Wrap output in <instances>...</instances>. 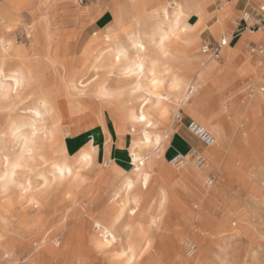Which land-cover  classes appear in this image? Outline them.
Segmentation results:
<instances>
[{
    "label": "bare ground",
    "instance_id": "6f19581e",
    "mask_svg": "<svg viewBox=\"0 0 264 264\" xmlns=\"http://www.w3.org/2000/svg\"><path fill=\"white\" fill-rule=\"evenodd\" d=\"M30 1L0 0V226L6 230L0 234V246L5 251L14 246L16 253L39 248L38 257L30 264L38 260L48 264L65 257L75 264H119L122 258L125 264H133L143 245L151 241L152 226L162 221L167 211L177 207L189 212V202L178 186L200 197L206 194L202 184L206 168L191 161L190 153L167 163L162 156L166 136L157 131L161 126H165V133L168 131L172 112L182 107L214 135L211 147L203 152L210 158L227 151L224 143H231L234 130L241 134L251 126L262 128L264 93L260 91L264 88L255 84L264 82V66L257 69L262 62L255 66L241 47L244 38L264 40V29H245L238 38L230 33L220 37L227 40L219 53L221 61H227L238 76L251 77L246 101L227 109L217 98L211 104L201 98L189 102L199 88L206 96V90L215 84H210L212 72L220 62L198 49L197 26L211 0H171L155 8H149L155 0H146L145 13L135 17L130 9L122 11L125 24L113 20L82 43L75 39V30L54 27L48 12L28 9ZM104 9L106 4L101 3L80 7L76 20L85 24L89 21L86 15ZM24 10L30 11L31 21L25 27L27 42L18 43L7 31ZM256 54L259 58L264 52ZM204 55L209 62L203 61ZM86 95L104 104L119 106L122 101L126 106L121 110L132 137L128 152L119 149L117 155L131 169L113 163L110 155L97 167L95 158L103 130L110 133L112 129L103 122L101 107L83 99ZM59 98L66 100L71 116L90 110L100 126L83 130L84 143L76 153H71L75 136L65 133L68 130L59 123ZM95 171L99 183L93 189L85 175ZM152 179L158 181L156 213L144 222L137 220L146 201L141 193ZM75 192L91 193L95 213L87 215L92 223L86 227L83 219L72 229L67 226L71 230L64 234L62 244L55 243L51 239L56 233L48 234L46 226L61 217V202ZM24 203L35 210L31 213L22 208L19 227L7 230L13 224L10 215H14L15 207ZM27 233L29 239L24 241ZM175 240H162L172 254L177 253Z\"/></svg>",
    "mask_w": 264,
    "mask_h": 264
},
{
    "label": "rangeland",
    "instance_id": "374dc122",
    "mask_svg": "<svg viewBox=\"0 0 264 264\" xmlns=\"http://www.w3.org/2000/svg\"><path fill=\"white\" fill-rule=\"evenodd\" d=\"M143 1L146 2V0ZM260 1L261 4H264V1ZM99 3L108 4L109 0H31L27 8L30 10L39 8L38 10L48 12L49 15H52L51 21L54 27L75 30V39H78L77 41L81 40L80 43H82L93 32L105 29L113 21L111 10L104 9L105 11L103 10V13L93 12L95 14L90 13L88 14L89 17L86 15L89 21L85 24L80 21L77 22L76 15L80 7H90ZM2 6L0 5V8ZM216 7L217 5L215 3H211L207 6V10L212 12ZM127 10L124 9L123 11ZM92 14L93 16H97L93 18ZM241 14L242 12L238 16L240 17ZM67 18L72 19L62 22L63 19ZM30 21V11L24 10L20 20L15 22L12 28L7 31L8 36L12 37L18 43L27 42L25 27ZM253 21V17L248 19V23H252ZM262 27L264 29V25ZM238 32L240 30H235L234 33L237 34ZM218 40L219 38H217ZM262 41L264 42V40ZM200 45L199 43L198 49ZM258 47H264V44L255 46L249 44L247 45V51L244 52L250 55L255 66L257 61L262 62V65H259V67L256 66L257 69H260L261 66H264V54L258 58L255 52H251V48L257 49ZM207 59L208 57L204 55L203 61L205 63L209 62ZM216 60L220 62L218 68L212 72L213 81L210 83L215 82V84L206 90V96L202 95L204 91L199 88L198 92L191 95L189 102L201 98L206 104H211L217 98L227 109L243 104L242 102L247 99L251 77H242L239 74L241 76L239 78L237 70L233 68L230 70L229 63H226L227 61L225 60L221 61L220 55ZM236 76L238 78L234 81ZM229 83L232 85H229ZM255 85L257 88H264V82L262 80L258 81ZM260 92L264 93V91ZM86 96L83 99H89L94 106L101 107L102 116H104L103 122L107 128L112 129L110 133L108 130H103L102 142H100L101 146L95 158L97 167L101 166L106 156L110 155L109 157L112 158L113 163L122 166L125 170L131 169V166L127 162L119 160L117 155L119 149H124L128 152L132 137L129 133L130 125L127 123L122 112L126 106L121 103L122 101L117 106L112 102H107L106 104L101 103L93 95L87 96L88 98ZM58 100L62 103V117L59 123L61 126H64V131L68 130L65 133L75 136L76 140L73 143L74 146L71 153H76L81 144L84 143L83 130L94 125L97 128L100 126H98L97 119H95L96 117L90 110H87L82 116H71L66 105V100L64 98H59ZM178 114L179 117H177ZM190 119L194 120L188 113L184 112L182 107H179L171 114V124L167 131L168 133L164 131L165 126L160 127L157 132L162 136L164 134L166 136L162 156L167 163V160L176 152L187 153L190 147H195L200 151L203 158L200 166L206 168L207 172L202 182L206 194L200 197V195L178 186V190H180L183 197L189 202V212H182L177 207H172V210H169L170 212L167 211L165 216H162L163 220L152 226L150 230L151 241L146 246L143 245L139 258L133 264H264V111L260 120L261 129L251 126L248 131H243L241 134L237 130H234L230 134L231 138L229 142L231 143H224L227 151L220 152L219 157L216 156L215 158L205 156L203 153L211 145H203L186 128V122ZM69 134H67L68 138L70 136ZM6 143L7 146H11L10 141H6ZM105 148L108 149V154H105ZM191 161H194L193 157H191ZM21 175L22 173H18V176ZM85 176L87 182L90 183V188L94 189L99 183L97 172L86 173ZM157 183V180L152 179L149 188L143 190L141 193L146 201L139 209V217L137 216V220L145 222L147 216L156 213L155 187ZM90 195L91 193L75 192L68 195L66 200L61 202V204L64 202L61 205V217L63 218L55 217L46 226L48 227V234L54 235L56 233V236L51 239L53 242H60L62 244L64 234L69 232L83 219L86 227L91 225L92 220L87 214L95 213V205L90 202ZM29 206V204L24 203L23 206L18 205L15 207L13 211L14 215H10L13 221L11 223L13 224L11 227H6L7 230H14L16 227H19L17 226L18 217L23 211L22 208H28V212L33 213L35 209L31 207L29 209ZM146 208L147 211L145 212L144 209ZM62 210L65 212L63 213ZM62 221L65 222L63 223ZM67 226L71 227V229ZM3 228L1 225L0 234L2 232L5 233L6 230ZM28 239L29 234L27 233L25 234L24 241ZM162 240L167 242L175 240L177 243V253L172 254L169 252L166 248V242L164 243ZM52 241L51 243L54 244ZM190 241L193 244L190 245ZM5 250L0 246V264H30L35 261L33 260L35 256L37 258L39 255V248L27 249L28 251L25 250L21 253H16L14 246L7 249V251ZM37 264H40L39 260ZM48 264L75 263L72 259L70 261L69 258L67 259L65 257L62 259H53ZM119 264H125L123 258L120 259Z\"/></svg>",
    "mask_w": 264,
    "mask_h": 264
},
{
    "label": "crops",
    "instance_id": "0c3cea01",
    "mask_svg": "<svg viewBox=\"0 0 264 264\" xmlns=\"http://www.w3.org/2000/svg\"><path fill=\"white\" fill-rule=\"evenodd\" d=\"M168 1L171 0H155L149 6V8L158 7L159 5L164 4ZM211 3H215L217 7L212 12H209L207 10V6ZM259 5L264 4H261L260 0H211L205 5L204 20L202 21L201 19L197 26V35L199 37L200 44L202 45V43H215V41H217V38L220 39L221 36L227 33H230L234 38H238L240 34L245 31V29L240 30V28L238 27L239 23L243 25V22H241V16L239 17L238 14L241 12L242 14L243 12H248L250 15L249 18L253 17V22H255L260 17V15L264 16V12H261L259 10ZM106 9H110L113 15V20H116L122 25L125 24L122 14V11L124 9H130L133 15L135 17H138L145 13L146 5L143 0H109V3L106 4ZM71 19L72 18L63 19L62 22ZM196 21L197 18L195 22ZM215 25L216 27H211ZM263 25L264 20L262 22V25L258 29L263 28ZM234 26L235 28H233ZM235 30H240V32L235 34ZM242 44L243 45L241 47V50L247 51V45L253 44L255 46L258 44H264V42L262 40L260 42L247 41V39L244 38V43ZM196 60L199 61L200 58L196 57Z\"/></svg>",
    "mask_w": 264,
    "mask_h": 264
},
{
    "label": "built area",
    "instance_id": "2783aa9c",
    "mask_svg": "<svg viewBox=\"0 0 264 264\" xmlns=\"http://www.w3.org/2000/svg\"><path fill=\"white\" fill-rule=\"evenodd\" d=\"M259 10L261 12H264V5H259ZM250 15L248 12L243 13V15L241 16V22H243V25H241L240 23L238 24V27L241 29H249V30H254V29H258L263 22V15H260V17L252 23H248V19ZM227 40L226 38H220L218 41H216L215 43H202L201 47H200V52H202L203 54L209 55L212 58H218L219 53L221 48L226 45ZM251 52H255L258 54H262L264 52V48L263 47H258L257 49L252 48ZM177 117H179V114L177 115ZM186 128L188 129V131L198 140L200 141L203 145H211L214 142V135L208 131L207 129H205L200 123L196 122L193 119H190L186 122ZM187 153L191 154V157H193V160L197 163V164H201V162L203 161L202 156L199 154V151L195 148V147H190L187 151ZM183 153L181 152H176L174 153L169 160L174 161L175 159L179 158L180 156H182Z\"/></svg>",
    "mask_w": 264,
    "mask_h": 264
},
{
    "label": "snow or ice",
    "instance_id": "6c2138e0",
    "mask_svg": "<svg viewBox=\"0 0 264 264\" xmlns=\"http://www.w3.org/2000/svg\"><path fill=\"white\" fill-rule=\"evenodd\" d=\"M141 119H143V117H141Z\"/></svg>",
    "mask_w": 264,
    "mask_h": 264
}]
</instances>
